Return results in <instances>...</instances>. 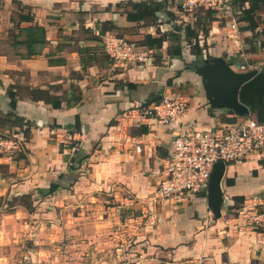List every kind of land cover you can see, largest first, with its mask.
<instances>
[{
    "label": "crops",
    "instance_id": "0c3cea01",
    "mask_svg": "<svg viewBox=\"0 0 264 264\" xmlns=\"http://www.w3.org/2000/svg\"><path fill=\"white\" fill-rule=\"evenodd\" d=\"M144 2L158 7L155 15L139 6ZM182 3L0 0V119L13 114L26 123L20 130L1 125L0 133L30 131L20 157L0 155V197L31 195L35 206L29 212L19 204L2 216L30 214L40 224L51 218L60 231L74 234L80 248L92 251V264H264V229L253 223L264 212V151L227 164L220 217L197 194L161 205L157 223L130 246L117 237L124 219L140 213L156 193L181 128V122L154 118L135 123L130 131L148 142L123 148L117 117L173 89L187 97L184 122L215 131L244 116L212 105L195 65L223 56L236 71L264 70V0L211 14L204 7L184 11ZM252 6L260 15L256 28L241 12ZM35 26L45 28L44 42L30 43L22 30ZM107 32L135 41L152 60L114 62L103 47ZM52 183L60 188L47 195L38 191ZM127 195L134 197L133 207L126 206Z\"/></svg>",
    "mask_w": 264,
    "mask_h": 264
},
{
    "label": "built area",
    "instance_id": "2783aa9c",
    "mask_svg": "<svg viewBox=\"0 0 264 264\" xmlns=\"http://www.w3.org/2000/svg\"><path fill=\"white\" fill-rule=\"evenodd\" d=\"M234 0H183L182 9L192 11L199 7L215 10L233 6ZM238 30V23H232ZM103 47L110 59L123 65L147 64L152 54L138 49L135 41L126 36L107 32L103 35ZM187 97L177 90H169L160 101L136 105L123 111L117 117L121 139L119 147L139 149L148 141L134 135L130 127L135 123H147L154 118L163 124L181 122L180 131L173 139V151L163 163V177L156 193L148 197L140 213L128 215L117 233L124 245H131L147 226L158 220V209L170 200H180L197 194H206L211 174L218 161L226 164L249 159L264 151V123L251 115L219 127L215 131L193 128L184 122L187 110ZM22 135L0 133V155L15 157L24 151ZM149 140V139H148ZM66 137L61 139L66 143ZM126 206L133 207L135 199L126 196ZM253 223L264 229V212L253 217Z\"/></svg>",
    "mask_w": 264,
    "mask_h": 264
},
{
    "label": "rangeland",
    "instance_id": "374dc122",
    "mask_svg": "<svg viewBox=\"0 0 264 264\" xmlns=\"http://www.w3.org/2000/svg\"><path fill=\"white\" fill-rule=\"evenodd\" d=\"M23 202L0 197V264H92V251L80 248L74 234L60 231L51 218L40 224L30 214L2 216Z\"/></svg>",
    "mask_w": 264,
    "mask_h": 264
},
{
    "label": "water",
    "instance_id": "95a60500",
    "mask_svg": "<svg viewBox=\"0 0 264 264\" xmlns=\"http://www.w3.org/2000/svg\"><path fill=\"white\" fill-rule=\"evenodd\" d=\"M195 71L202 76L207 96L214 106L229 107L237 114L246 116L250 113L248 105L240 99L244 84L253 79L258 70L236 71L223 56H211L195 65ZM227 168L224 161H218L211 174L207 192L209 208L217 217L221 216L224 193L222 180Z\"/></svg>",
    "mask_w": 264,
    "mask_h": 264
},
{
    "label": "trees",
    "instance_id": "16d2710c",
    "mask_svg": "<svg viewBox=\"0 0 264 264\" xmlns=\"http://www.w3.org/2000/svg\"><path fill=\"white\" fill-rule=\"evenodd\" d=\"M242 1V2H240ZM248 1V0H234V4L235 7L239 6L242 7L243 2ZM139 6L145 7V12L146 13H152L153 15H155L156 11L158 10L157 6L151 7L149 2H144L141 3ZM239 10V9H238ZM241 10V9H240ZM239 10V12H240ZM256 7L252 6L249 9H242L241 12L244 14V18H247L250 23L252 24V26L254 28H256L258 26V19L260 18V15L258 14V11L255 12ZM211 12H216L215 9H211L208 8V11H206L207 14H211ZM213 18V17H212ZM22 30H26L28 37H29V41L30 43H35L38 41H45V28L43 27H26V28H22ZM120 35V34H118ZM196 48L199 46V43L197 41L196 43ZM106 53V52H105ZM200 54V53H199ZM240 98L241 100L246 103L249 107L250 110L253 114L255 115L254 118H256L259 122L264 123V70H262L261 72H259L253 79H251L250 81H248L243 87L242 90L240 92ZM160 101V99L158 100ZM26 123L23 122V119L20 118L17 115H13V114H7L4 117H2L0 119V126L4 125H10L11 127H18V129H22L24 127ZM28 124V123H27ZM142 131L141 132H147L148 131V126L147 125H142L141 126ZM24 135L23 133L21 134L23 136V139L25 140V134L26 136L29 135V129H25L24 128ZM16 133V132H13ZM9 135H14L12 133H7ZM23 140V142H24ZM25 146V144H24ZM23 153H19L17 156L20 157ZM230 183L234 182L233 179L229 180ZM60 188V186L56 183H52L49 188L47 189H43V188H39L38 191L42 194V195H47V194H51L55 191H57ZM203 196H206V194H202ZM237 199L239 200H244L243 197H237ZM14 200H20V201H24V204H21L23 206H25L29 212H33L35 211V206H34V201L32 200V196L31 195H23L21 196V198L19 199H12L11 201Z\"/></svg>",
    "mask_w": 264,
    "mask_h": 264
}]
</instances>
